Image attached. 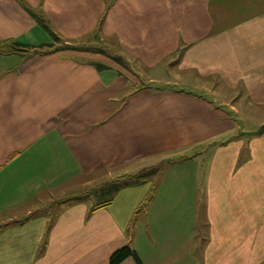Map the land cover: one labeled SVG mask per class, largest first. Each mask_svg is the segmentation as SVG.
I'll return each instance as SVG.
<instances>
[{
	"label": "crops",
	"instance_id": "0c3cea01",
	"mask_svg": "<svg viewBox=\"0 0 264 264\" xmlns=\"http://www.w3.org/2000/svg\"><path fill=\"white\" fill-rule=\"evenodd\" d=\"M53 34L76 49L36 53ZM184 76L202 94L173 86ZM235 105L264 106V0H0V264H110L123 246L141 264H264V133L230 123ZM214 136L224 160L206 177L193 149ZM174 154L169 192L133 223L135 180L85 181ZM198 170L206 194L181 193Z\"/></svg>",
	"mask_w": 264,
	"mask_h": 264
},
{
	"label": "rangeland",
	"instance_id": "374dc122",
	"mask_svg": "<svg viewBox=\"0 0 264 264\" xmlns=\"http://www.w3.org/2000/svg\"><path fill=\"white\" fill-rule=\"evenodd\" d=\"M38 16L43 17V18L45 17V16H43V13H39V11H38ZM44 20L46 21L47 19L44 18ZM96 45L99 47V49H103V48L107 49L108 48V39L107 38L106 39L103 38L102 40L99 39L95 43V46ZM55 47H57L58 49H64V48H60V47H62L61 43L55 44ZM65 47L67 48L70 46L65 45ZM162 69L163 68H161V66H160V67L155 68L153 70V72H155L156 76H158L162 81H164V79H166L168 77V75L166 74V70H164L165 73H161L163 71ZM169 76H171V77H168V78H170V80L173 78L176 79V71H174L173 73L170 72ZM187 77H189V76H184V79ZM191 78L194 79V77H191ZM189 80L190 79L183 80V77H182V79L180 77V79L178 78V81L177 80L173 81V82H176L173 86H175L176 89L189 90V91L193 92L194 94H202L203 91H201V89L196 88L195 82H189ZM155 86H157V84H155ZM167 86H168L167 84L166 85L161 84L159 87H167ZM216 91H218V90H216ZM221 101L222 100L219 99V101L215 104H218V103L220 104ZM219 107L220 108L222 107L223 109L227 110V108H226L227 106L223 107V105L222 106L220 105ZM235 109H238L241 111L242 106L241 105L240 106L235 105ZM252 110H253V108H252ZM250 112H251L250 110L245 111V109H243L242 113H244V114L241 115L242 121H234V122H230V123L234 124V126L236 124L237 125L236 127H238V129L241 130L242 132H250V131L258 130L259 127L261 126L258 124V122H259L258 120H259L260 115L264 114V106L257 108V110H253L252 112H254V113H250ZM231 114L232 113L229 112L228 116L235 118V116H233ZM246 115H248V116H246ZM262 135H264V134H262ZM221 141H223L221 139V137L214 136L206 142L203 141L202 143H196L195 144L197 146L193 150L196 149V151H200L196 155V159L198 160V162L202 161V163H204L205 176L206 177H207V172H206L207 163H210L211 166L213 165V167L216 168L214 165L219 164V162H222L224 160V157H222L223 156L222 150L219 151L218 149H216L213 151L214 148H218L221 144H223ZM240 145L241 144H239V146L238 145L236 146V150H237V148L240 147ZM212 147H213V149H212ZM191 150L192 149H190V151ZM205 151H206V153H205ZM262 152H264V146H262ZM177 154H179V152H177ZM174 155L175 156L169 155V156H171L170 158L167 156V157L162 158V159L156 158V159H148V160L143 161L142 165H146V167H144L141 170L133 169V171L131 168L129 170V172L133 177H131L130 179L124 180V181L121 179L116 180L115 177L114 178L108 177L107 172L105 170L98 172L93 177L89 176L90 177L89 178L87 176V178H85V181L88 183L89 182L88 180H92L90 182V184L88 185V188L91 187L90 190H92V189L98 190L99 189L100 191H104L106 189L109 190V188H110L109 186H105L108 182V181H106V179L107 180L111 179L110 181L112 183H115V185L118 186V189L125 182H130V180H132V179L135 180L137 182V187L134 188L135 190H132V189L130 190V191H135L134 194H132V195L138 197V200H136V203H135V201H133L134 211H133V214L131 216V223H133V222L139 221L142 218V212L144 211V209L147 205L146 202H147L148 198H150L152 195H154L156 193L169 192V191H167L168 187H161L160 182L162 180L161 178H163L164 174L168 171L167 166H168L169 162H171L175 159H178V158L179 159L183 158V156L178 157L179 155H177V156H176V154H174ZM250 155L252 156L251 147L248 146V144L245 142L241 147V150L239 153V159L241 161L247 160ZM175 157H178V158H175ZM260 157H261L260 159L262 160V162H264V154H262ZM257 158H258V156H257ZM205 164H206V166H205ZM198 171H200V174H198V178L201 179L202 178L201 172H203V171L202 170H198ZM168 172H170V170ZM188 173H190L192 178H193L194 172L192 169L188 171L187 166H179L174 170V172H171L170 175L173 177L177 176V178H179L181 176L182 179H186L185 175ZM199 179L196 180V182L193 184V186L192 185H185V186L180 187V188H182L181 193H183L184 191H187V189L189 187L190 190L192 189L191 191H193L196 195L206 194V186L204 185V182L202 181L204 179L203 178L201 180H199ZM145 180H149L148 184L142 185L143 181H145ZM161 189H163V190H161ZM97 199H99V198H97ZM101 200H103V199H101ZM201 204H202V206L205 205V203H201ZM200 209H202V207H200Z\"/></svg>",
	"mask_w": 264,
	"mask_h": 264
},
{
	"label": "trees",
	"instance_id": "16d2710c",
	"mask_svg": "<svg viewBox=\"0 0 264 264\" xmlns=\"http://www.w3.org/2000/svg\"><path fill=\"white\" fill-rule=\"evenodd\" d=\"M38 19L40 20V24L44 26L47 29V25L45 24V20L42 17L38 16ZM54 42L49 44H41L40 46L36 47L35 52L38 54H43L47 52H51L54 50H58L57 47H55V44H62V47L60 48H66L65 45H69L70 47L75 48V43H67L66 41L60 39L55 34H53ZM76 49V48H75ZM127 257H132L137 264H141L139 257L137 256L136 252L130 248L129 246H123L117 250H115L110 258L109 263L110 264H119L122 260H124Z\"/></svg>",
	"mask_w": 264,
	"mask_h": 264
},
{
	"label": "water",
	"instance_id": "95a60500",
	"mask_svg": "<svg viewBox=\"0 0 264 264\" xmlns=\"http://www.w3.org/2000/svg\"><path fill=\"white\" fill-rule=\"evenodd\" d=\"M261 133H264V124H261L258 130L250 131V132H245L247 135H259Z\"/></svg>",
	"mask_w": 264,
	"mask_h": 264
}]
</instances>
